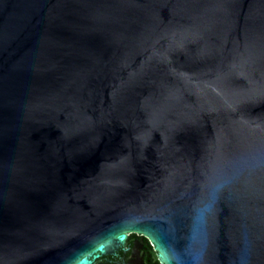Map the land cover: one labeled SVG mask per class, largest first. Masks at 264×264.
<instances>
[{
    "label": "water",
    "instance_id": "1",
    "mask_svg": "<svg viewBox=\"0 0 264 264\" xmlns=\"http://www.w3.org/2000/svg\"><path fill=\"white\" fill-rule=\"evenodd\" d=\"M123 232L264 264V0H0V264Z\"/></svg>",
    "mask_w": 264,
    "mask_h": 264
},
{
    "label": "flooded vegetation",
    "instance_id": "2",
    "mask_svg": "<svg viewBox=\"0 0 264 264\" xmlns=\"http://www.w3.org/2000/svg\"><path fill=\"white\" fill-rule=\"evenodd\" d=\"M157 251L148 237L130 233L107 253L92 257V264H163Z\"/></svg>",
    "mask_w": 264,
    "mask_h": 264
},
{
    "label": "snow or ice",
    "instance_id": "3",
    "mask_svg": "<svg viewBox=\"0 0 264 264\" xmlns=\"http://www.w3.org/2000/svg\"><path fill=\"white\" fill-rule=\"evenodd\" d=\"M117 239L120 241V242H124L126 240V232H123L121 233ZM109 244L111 243V241L108 242ZM101 250H104L103 247L101 248ZM162 258L166 259V255L162 253Z\"/></svg>",
    "mask_w": 264,
    "mask_h": 264
}]
</instances>
